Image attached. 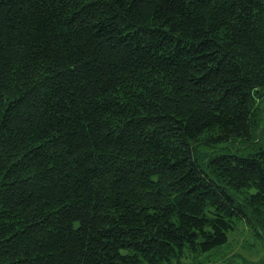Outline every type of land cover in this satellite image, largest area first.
<instances>
[{
	"label": "trees",
	"instance_id": "16d2710c",
	"mask_svg": "<svg viewBox=\"0 0 264 264\" xmlns=\"http://www.w3.org/2000/svg\"><path fill=\"white\" fill-rule=\"evenodd\" d=\"M243 224L264 243V0H0V264H165Z\"/></svg>",
	"mask_w": 264,
	"mask_h": 264
},
{
	"label": "rangeland",
	"instance_id": "374dc122",
	"mask_svg": "<svg viewBox=\"0 0 264 264\" xmlns=\"http://www.w3.org/2000/svg\"><path fill=\"white\" fill-rule=\"evenodd\" d=\"M264 259V243L243 224L229 236L228 243L216 251L200 254L186 250L165 264H260Z\"/></svg>",
	"mask_w": 264,
	"mask_h": 264
}]
</instances>
